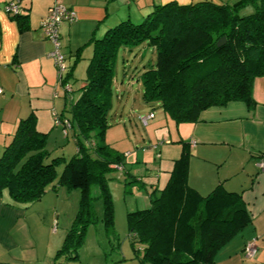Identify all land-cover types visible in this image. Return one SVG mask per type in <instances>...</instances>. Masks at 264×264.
Instances as JSON below:
<instances>
[{"label": "trees", "instance_id": "16d2710c", "mask_svg": "<svg viewBox=\"0 0 264 264\" xmlns=\"http://www.w3.org/2000/svg\"><path fill=\"white\" fill-rule=\"evenodd\" d=\"M13 19L20 30L27 28L24 18ZM221 38L224 43L218 46ZM147 49L155 60L143 63ZM120 51L142 61L137 78L142 101L158 103L175 125L194 122L202 111L229 102H243L252 110L253 81L264 77V0L170 1L93 40L80 95L71 102L65 92V114L54 119L65 137L73 132L76 152L69 159H49L48 133L37 131L32 114L19 121L0 153V199L7 195L15 206L38 201L47 188L80 193L77 226L68 231L56 256L76 258L72 253L82 243L86 223L96 219L97 199L105 229L113 230L106 174L124 172L123 155L103 143V137ZM177 143L181 153L166 184L149 193L147 207L126 214L132 239L142 245L141 264H213L217 252L251 223L240 194L219 184L202 196L188 185V145Z\"/></svg>", "mask_w": 264, "mask_h": 264}, {"label": "crops", "instance_id": "0c3cea01", "mask_svg": "<svg viewBox=\"0 0 264 264\" xmlns=\"http://www.w3.org/2000/svg\"><path fill=\"white\" fill-rule=\"evenodd\" d=\"M170 1L188 4L199 0H0V153L10 142L19 121L30 114L36 119L37 131L50 130L48 136L52 132L58 136L60 126H53V122L55 116L65 114L63 87L69 84L66 74L73 75L77 61L88 63L93 40L100 39L107 30L126 19L133 23L140 21L154 6ZM10 2L17 3L18 16L26 21L25 30H20L15 19L5 11V5ZM54 5L64 6L75 16L72 22H63L58 30L64 57V83L58 82L56 68L47 57L52 46L39 26ZM252 99V110L236 101L202 111L196 121L177 126L174 132L176 135L178 131V136L169 134L170 140L166 139L163 144H173L171 150L166 148L171 162L166 182L173 161L180 156L181 146L177 143L180 140L187 143L190 153L187 175L190 187L200 195L204 192L207 195L220 184L241 196L251 223L223 246L215 259L238 261L241 254L245 259L243 264H264V169L259 167L264 163V77L254 79ZM191 166L195 172L190 176ZM157 169L160 172V164ZM146 202L148 206L149 198ZM252 241L256 246L255 255L245 258L244 246ZM10 244L0 240V263L23 264L35 260L33 249L16 250L20 253L16 256L10 251Z\"/></svg>", "mask_w": 264, "mask_h": 264}, {"label": "rangeland", "instance_id": "374dc122", "mask_svg": "<svg viewBox=\"0 0 264 264\" xmlns=\"http://www.w3.org/2000/svg\"><path fill=\"white\" fill-rule=\"evenodd\" d=\"M124 56V52L120 51L113 79L111 108L107 115L108 127L103 137V143L123 155L124 172L115 169L106 174L107 191L112 204L113 230L105 229L101 199H97L93 203V215L96 219L93 223H86L82 243L77 252L72 253L76 258L56 256L68 231L77 226L79 191L65 187L50 191L47 188L38 201L25 205L13 203L15 206L4 195L0 199V240L12 243L10 251L16 256L20 255L16 250H34L35 260L22 262L23 264H141L142 245L132 239L126 224V214L147 207L149 192L153 188L160 189L164 186L171 166L166 148L171 150L170 146L173 144L163 143L166 139L170 140L169 134L172 137L178 136V131L176 135L174 131L179 125L164 117L158 103L145 104L141 99L142 89L137 78L142 71V61L145 63L149 59L155 60L150 55V50L147 49L142 61L135 59L133 55L126 56L123 68L121 59ZM87 65V62L79 60L72 69L73 75L67 78L66 74L71 89L68 96L71 97V102H75L78 97ZM149 112L153 113V118L148 121L147 126H143L139 118L147 116ZM59 129L58 136L52 132L47 138L45 149L50 154L49 159H69L76 152L72 130L64 137L60 135ZM48 131L50 130L45 133ZM159 143L162 145L156 146ZM155 146L158 148L154 149ZM159 164L160 172L157 169ZM194 172L195 169L191 166L190 176ZM60 173L61 167L57 169V175ZM94 189L93 195L97 193ZM74 234L75 232L72 235ZM238 256V261L222 257L220 260L215 259L213 264H243L244 257L241 254Z\"/></svg>", "mask_w": 264, "mask_h": 264}, {"label": "built area", "instance_id": "2783aa9c", "mask_svg": "<svg viewBox=\"0 0 264 264\" xmlns=\"http://www.w3.org/2000/svg\"><path fill=\"white\" fill-rule=\"evenodd\" d=\"M5 11L12 17L18 16L19 7L16 2L7 3L4 7ZM75 19L74 14L61 5H54L50 8L48 15L41 20L40 29L44 35V38L51 44L52 50L48 53L47 57L51 59L53 65L56 68L58 82L63 81V74L65 71L64 57L60 52L59 44V27L63 22H72ZM63 90L70 92L68 85H64ZM1 93V90H0ZM56 117V116H55ZM153 118V113L149 112L147 116L140 117L139 121L143 126H147L149 120ZM59 124V121H56ZM66 128L69 125L65 123ZM65 134V133H64ZM259 167L264 169V163L261 162ZM256 252V246L254 241L247 243L244 248L245 258H252Z\"/></svg>", "mask_w": 264, "mask_h": 264}, {"label": "water", "instance_id": "95a60500", "mask_svg": "<svg viewBox=\"0 0 264 264\" xmlns=\"http://www.w3.org/2000/svg\"><path fill=\"white\" fill-rule=\"evenodd\" d=\"M224 43V38H221L218 42H217V45L220 46Z\"/></svg>", "mask_w": 264, "mask_h": 264}]
</instances>
